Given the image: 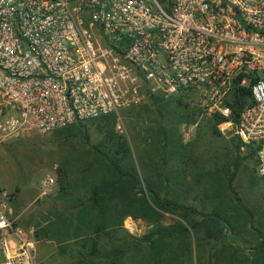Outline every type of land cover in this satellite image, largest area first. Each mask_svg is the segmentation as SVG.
Wrapping results in <instances>:
<instances>
[{
    "label": "built area",
    "instance_id": "1",
    "mask_svg": "<svg viewBox=\"0 0 264 264\" xmlns=\"http://www.w3.org/2000/svg\"><path fill=\"white\" fill-rule=\"evenodd\" d=\"M144 92L187 94L264 176V0H0V134H48ZM5 209L0 264H35Z\"/></svg>",
    "mask_w": 264,
    "mask_h": 264
},
{
    "label": "rangeland",
    "instance_id": "2",
    "mask_svg": "<svg viewBox=\"0 0 264 264\" xmlns=\"http://www.w3.org/2000/svg\"><path fill=\"white\" fill-rule=\"evenodd\" d=\"M143 94L138 104L114 114V128L124 135L139 176L143 178L148 173L157 183L160 198L173 197L184 205L196 208L198 212L206 209L203 208L204 200L214 199L215 195L219 200L229 202L231 208L237 206L236 198L240 199L241 205L257 213L255 216L258 215L257 211L264 210V176L256 175L255 166L250 161L235 159L234 143L230 138L216 135L202 118H196L193 124L180 123L175 103L168 101L166 106L158 108L152 104L147 92ZM164 130L172 133L175 141L188 146L194 164L187 167V175H179L180 164L174 158L161 160L164 140L160 133ZM103 136L97 120L48 134H40L30 127L10 136L0 134V193H7L8 196L0 200V204L6 205L8 218L33 243L35 264H70L72 256H76L77 247L67 233L68 228L71 230L76 223L77 209L58 194L57 171L64 168L67 179L78 184V189L72 193L83 197L86 182L100 175L98 169L102 164L95 149ZM164 163L166 165L161 170ZM165 177L169 180H165ZM46 179H53L54 184L47 187L44 184ZM162 182H166L167 187ZM174 183L177 191L170 189ZM143 195L147 197V193ZM211 205L208 204L206 211L210 210ZM116 206H120V203ZM194 218L198 220L200 216ZM241 219L239 225L244 226L245 233L242 236H235V231L228 227L221 241L209 239L201 232H191L187 241L191 260L187 264H239L238 261H242V264H264L262 257H254L260 241L250 236V224ZM158 222L162 226L177 222L188 226L179 215L173 213H163ZM158 222L126 216L119 228L120 234L125 236L127 233L133 245L149 235ZM48 228L54 229L55 233L50 240L43 239L41 232ZM37 232L40 234L38 241L35 238ZM10 239L15 240V236ZM60 244H68L72 253L59 256L57 246ZM127 257V264H138L148 257V249L142 243Z\"/></svg>",
    "mask_w": 264,
    "mask_h": 264
},
{
    "label": "trees",
    "instance_id": "3",
    "mask_svg": "<svg viewBox=\"0 0 264 264\" xmlns=\"http://www.w3.org/2000/svg\"><path fill=\"white\" fill-rule=\"evenodd\" d=\"M147 95L152 104L158 108L166 106L168 101L175 103L178 107L175 110H177L176 115L180 123L193 124L196 118H202L206 120L209 128L216 135L221 136L217 130L221 119L201 117L195 102L190 100L187 94L171 97L150 93ZM236 118L235 114L233 119L236 120ZM91 120H97L104 133L100 145L95 149V154L102 164L98 169L100 175L92 177L88 183L86 182V193L80 197L76 193H72L78 189V184L67 179L68 176L64 168L57 171L60 192L58 194L70 201L72 206L77 209L76 223L74 227H71V230L68 228L67 233L77 247L76 256H72L73 261L70 264H127L128 253L135 247L140 248L142 243L148 249V257L138 264H187V261L191 260L190 244L187 242L191 232H201L209 239L221 241L225 237L224 230L228 227L235 231L233 233L235 236H242L245 233L243 232L244 226L239 225L241 217L250 224V236L260 241L257 244V252L254 257L264 259L263 209L256 210L258 215L255 216L257 213L254 214V211L241 205L240 199L236 198L237 206L231 208L229 202L219 200L215 195L214 199H205L206 203H203V208L206 209L198 212L196 208L184 205L173 197L170 199L160 198L159 191L156 189L157 183L148 176V173L143 178L139 176L124 135L115 131V115L109 114ZM160 137L164 140L163 149L160 152L161 160L174 158L180 164V166L178 165L179 175L184 173L187 175V167L190 168L194 164L188 146L182 145L179 140L175 141V137L167 130L162 131ZM230 140L234 143L235 159L253 163L257 175L258 163L255 158V150L248 147L242 154L241 142L236 137H232ZM241 155L243 156L241 157ZM165 165L164 163L163 167H160L161 170ZM164 179L169 180L168 177ZM262 180L264 181V177ZM165 187H167L166 184ZM170 189L177 191L176 183ZM187 189L189 190V186ZM144 193H147V197L143 195ZM118 202L120 206H116ZM210 203H212L210 210L206 211ZM163 213L179 215L180 219L188 226L185 227L180 222L162 226L158 220ZM196 215H199L200 219H195ZM126 216L153 219L154 222H158V225L149 235L140 239V242L132 245L129 241L131 237L127 233L123 236L119 230ZM247 230L249 229L247 228ZM41 232L43 239L46 240H50L55 234L54 229L50 228L41 230ZM39 237L40 234L37 232L35 234L37 241L40 239ZM222 248L224 251L225 248ZM70 253L72 252L68 244L57 246L59 256L64 257ZM254 257L253 259H255ZM238 262L242 264V261Z\"/></svg>",
    "mask_w": 264,
    "mask_h": 264
}]
</instances>
